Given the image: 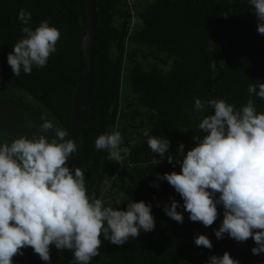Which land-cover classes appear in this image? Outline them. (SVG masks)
Instances as JSON below:
<instances>
[{
  "label": "trees",
  "instance_id": "trees-1",
  "mask_svg": "<svg viewBox=\"0 0 264 264\" xmlns=\"http://www.w3.org/2000/svg\"><path fill=\"white\" fill-rule=\"evenodd\" d=\"M96 9L94 61L88 99L87 120L80 140L84 154L86 187L105 203L120 204L123 210L131 199L152 205L155 228L123 245L102 241L99 256L91 264H206L212 255H229L240 264H264V253L253 255L254 241L237 242L225 233L217 240L223 209L211 226L188 219L182 199L166 182L156 178L179 165L166 159L159 164L146 138L163 135L170 144L165 157H182L195 146L199 120L207 114L193 111L194 100L226 99L237 108L248 99L264 112V100L249 96L248 86L264 83V35L257 32V19L248 0H93ZM20 9L31 12L32 28L47 20L61 33L57 51L43 68L29 75L14 76L7 55L22 36L17 19ZM131 11L135 23L130 25ZM88 25L86 0H0V95L36 113L53 127L67 132L71 100L77 76L84 63L82 32ZM119 131L122 147L130 154L122 163L107 159L97 151L95 138ZM38 134L27 136L31 139ZM13 138L0 134V142ZM183 143V154L177 145ZM77 152L79 150L77 149ZM71 168L79 167L71 159ZM80 168V167H79ZM158 185V186H154ZM181 204L177 211L183 223L165 215L164 203ZM205 234L212 243L207 249L194 243V236ZM15 255L12 264H70L71 250L50 245V262L42 261L31 247Z\"/></svg>",
  "mask_w": 264,
  "mask_h": 264
},
{
  "label": "clouds",
  "instance_id": "clouds-1",
  "mask_svg": "<svg viewBox=\"0 0 264 264\" xmlns=\"http://www.w3.org/2000/svg\"><path fill=\"white\" fill-rule=\"evenodd\" d=\"M257 19V32L264 35V0H248ZM31 12L20 9L17 19L22 36L7 55V64L14 76L32 73L43 68L56 53L61 33L47 20L35 28ZM130 26V25H129ZM249 96L264 100V83L248 86ZM204 115L193 135L195 146L175 159L169 149V140L153 135L145 129L142 135L157 165L162 159L180 171L156 174L166 181L182 199L183 210L192 222L211 226L218 216L217 206L223 209L222 222L214 229L217 240L226 233L229 238L243 242L251 238L253 255L264 253V112L257 110L256 102L248 99L237 108L226 99L194 100L193 111ZM41 132L34 138L20 136L11 143L0 142V264H12L15 255L31 247L42 261L50 262V245L57 250H71L70 264H91L101 255L100 237L120 246L135 239L141 231L151 232L155 220L152 205L131 199L121 210L120 204L105 203L89 193L83 169L69 167L71 154L77 153V143L62 129L54 130L55 138L46 133L53 129L48 121L40 125ZM119 131L98 135L95 150L107 152V159L122 163L130 154L122 147ZM183 151V143L177 145ZM158 186V185H154ZM164 203L165 215L183 223L181 204L175 199ZM197 246L211 249V240L205 234L194 236ZM206 264H240L228 252L212 255Z\"/></svg>",
  "mask_w": 264,
  "mask_h": 264
},
{
  "label": "water",
  "instance_id": "water-1",
  "mask_svg": "<svg viewBox=\"0 0 264 264\" xmlns=\"http://www.w3.org/2000/svg\"><path fill=\"white\" fill-rule=\"evenodd\" d=\"M88 6V25L82 32L81 48L84 56V63L77 76L76 90L72 95L70 123L67 130L68 137L77 143L79 152L70 155V159L80 168L84 166V154L80 140L84 136L87 120L88 99L92 83V69L94 61V38L96 29V9L93 0H86ZM0 80L10 87L9 82L2 74L0 65ZM45 121L36 113L22 107L13 100L0 95V134L11 138L39 134L42 130L40 125ZM55 128L49 129L46 135L55 138ZM178 150V153L183 154Z\"/></svg>",
  "mask_w": 264,
  "mask_h": 264
},
{
  "label": "built area",
  "instance_id": "built-area-1",
  "mask_svg": "<svg viewBox=\"0 0 264 264\" xmlns=\"http://www.w3.org/2000/svg\"><path fill=\"white\" fill-rule=\"evenodd\" d=\"M134 0H126V2L131 5ZM132 17L130 18V26L135 23V17L133 11H131Z\"/></svg>",
  "mask_w": 264,
  "mask_h": 264
}]
</instances>
